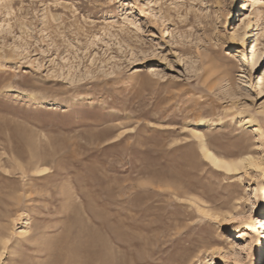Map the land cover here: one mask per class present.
Wrapping results in <instances>:
<instances>
[{"label": "rangeland", "instance_id": "1", "mask_svg": "<svg viewBox=\"0 0 264 264\" xmlns=\"http://www.w3.org/2000/svg\"><path fill=\"white\" fill-rule=\"evenodd\" d=\"M263 214L264 0H0V264H264Z\"/></svg>", "mask_w": 264, "mask_h": 264}, {"label": "bare ground", "instance_id": "2", "mask_svg": "<svg viewBox=\"0 0 264 264\" xmlns=\"http://www.w3.org/2000/svg\"><path fill=\"white\" fill-rule=\"evenodd\" d=\"M253 36L254 35H252V38H253ZM201 148H202V152H203V155H204V157L207 159V160H209L215 167H217V168H219V169H222V170H224L225 172H227V173H235V172H238L239 170H241L242 169V167L243 166H246V165H244V163H247L249 166L252 164V162H253V160L252 159H242L241 161H237V162H232V161H228V160H225V159H223V158H220L219 156H217L214 152H212L207 146H206V143L205 142H202V144H201ZM254 164V163H253ZM252 164V165H253ZM256 166V165H255ZM178 191V190H177ZM264 215V214H263ZM261 223H263V228H264V219L263 220H261ZM263 236H260V239L262 238ZM80 241V240H79ZM70 243V242H69ZM78 243V242H77ZM80 244V243H79ZM81 244H83L82 242H81ZM92 244V243H91ZM91 244H89V245H91ZM70 246V245H69ZM79 246V245H78ZM84 246V245H83ZM88 246V245H87ZM94 246V245H93ZM76 248V247H75ZM80 248V247H79ZM69 249V248H68ZM73 250V249H72ZM81 249H78V250H76L77 252H79ZM87 250V253H88V251H89V255L91 256V255H94V251H93V248H90V246H89V248H87L86 249ZM69 251V250H68ZM75 251V250H74ZM76 251H75V253H76ZM81 252H84V251H81ZM72 254H74V253H72ZM77 254H79V253H77ZM263 254H264V252H262V251H260L259 253H258V255L260 256V257H263ZM73 256H75V255H73ZM71 257H72V255H71ZM75 258V257H74ZM73 258V259H74ZM76 259V258H75ZM101 259V258H100ZM72 260V259H71ZM70 260V262H72ZM101 261V260H100ZM79 264H81V263H79ZM87 264V263H86Z\"/></svg>", "mask_w": 264, "mask_h": 264}]
</instances>
